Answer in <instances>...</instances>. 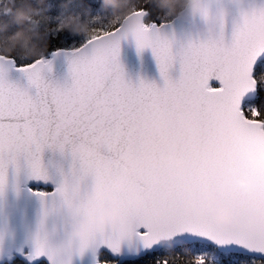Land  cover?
<instances>
[{
  "label": "water",
  "instance_id": "1",
  "mask_svg": "<svg viewBox=\"0 0 264 264\" xmlns=\"http://www.w3.org/2000/svg\"><path fill=\"white\" fill-rule=\"evenodd\" d=\"M146 17L31 65L0 55V264H110L111 250L122 264L198 242L264 258V128L241 110L264 0Z\"/></svg>",
  "mask_w": 264,
  "mask_h": 264
},
{
  "label": "trees",
  "instance_id": "2",
  "mask_svg": "<svg viewBox=\"0 0 264 264\" xmlns=\"http://www.w3.org/2000/svg\"><path fill=\"white\" fill-rule=\"evenodd\" d=\"M188 0H0V55L18 66L46 59L57 50H75L116 29L129 14L145 10L148 25L174 19ZM255 98L242 106L243 115L264 124V61L254 69ZM216 87V85H214ZM48 191L50 187H35ZM99 260L115 263L103 251ZM4 264H28L15 258ZM37 264H47L40 261ZM122 264H264V258L229 253L206 243L160 249Z\"/></svg>",
  "mask_w": 264,
  "mask_h": 264
},
{
  "label": "bare ground",
  "instance_id": "3",
  "mask_svg": "<svg viewBox=\"0 0 264 264\" xmlns=\"http://www.w3.org/2000/svg\"><path fill=\"white\" fill-rule=\"evenodd\" d=\"M4 56V55H3ZM51 56V55H50ZM10 58V57H8ZM49 58V57H48ZM12 59V58H10ZM39 60H45V59H39ZM38 61V60H37ZM12 62V61H11ZM15 62V61H14ZM14 62H12V65L15 66ZM36 62V61H35ZM16 63V62H15ZM33 64V63H32ZM17 65V64H16ZM31 65V64H30ZM18 66V65H17ZM254 78V77H253ZM255 80V79H254ZM205 91H209V92H214L217 94V97L221 100V101H224V102H227L231 99L232 97V93L231 92H228L224 89V87L222 85H219V87H214L213 84H210V82L208 84H206L205 88H204ZM241 110H242V107H241ZM242 115H243V111H242ZM244 116V115H243ZM201 117L203 118V120H205V111H202V114H201ZM245 117V116H244ZM95 148V147H94ZM47 185V184H46ZM42 187V185H36V186H33V190L35 187ZM50 187V190H48L47 192H44V193H53L54 191L57 190L58 188V185H47ZM52 188V189H51ZM36 191V190H35ZM103 252V251H102ZM107 252V251H106ZM111 253H109L114 259H117L118 257V252L116 250H111L110 251ZM97 262V261H96ZM117 263V262H115ZM97 264V263H96ZM111 264V263H110ZM113 264V263H112Z\"/></svg>",
  "mask_w": 264,
  "mask_h": 264
},
{
  "label": "rangeland",
  "instance_id": "4",
  "mask_svg": "<svg viewBox=\"0 0 264 264\" xmlns=\"http://www.w3.org/2000/svg\"><path fill=\"white\" fill-rule=\"evenodd\" d=\"M145 25H147V27L150 26V25H148V24H146V23H145ZM151 25H152V24H151ZM214 85L217 86V84H213V86H214ZM214 87H215V86H214ZM259 123H260L261 126L264 127V124H263L262 122L259 121ZM42 187H43V188H47V187H49V186H47V185H42ZM51 189H52V188H51ZM34 190H36V188H34ZM36 191H41V190H36ZM42 192H47V191H42Z\"/></svg>",
  "mask_w": 264,
  "mask_h": 264
}]
</instances>
